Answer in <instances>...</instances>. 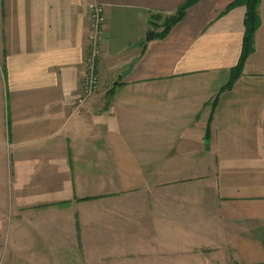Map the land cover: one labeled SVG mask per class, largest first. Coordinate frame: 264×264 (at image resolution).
<instances>
[{
    "label": "crops",
    "instance_id": "obj_1",
    "mask_svg": "<svg viewBox=\"0 0 264 264\" xmlns=\"http://www.w3.org/2000/svg\"><path fill=\"white\" fill-rule=\"evenodd\" d=\"M186 1L0 0V154L42 204L27 264H264V0L231 89L245 5L198 0L156 37ZM91 4L101 89L77 109Z\"/></svg>",
    "mask_w": 264,
    "mask_h": 264
},
{
    "label": "rangeland",
    "instance_id": "obj_2",
    "mask_svg": "<svg viewBox=\"0 0 264 264\" xmlns=\"http://www.w3.org/2000/svg\"><path fill=\"white\" fill-rule=\"evenodd\" d=\"M2 156L6 159L5 169ZM8 156L0 154V264H27L33 255L37 254L38 260L41 259L42 251L26 249L25 228L33 220L41 224L42 204L32 206L25 200H19L20 195L11 184Z\"/></svg>",
    "mask_w": 264,
    "mask_h": 264
},
{
    "label": "trees",
    "instance_id": "obj_3",
    "mask_svg": "<svg viewBox=\"0 0 264 264\" xmlns=\"http://www.w3.org/2000/svg\"><path fill=\"white\" fill-rule=\"evenodd\" d=\"M197 1L198 0H187L177 9L175 14L165 17L160 25L155 23V21L160 20L162 17L158 14H152L150 17V24L153 26V28L157 29L162 27V30L159 33L155 34L156 37H165L168 34L169 30L182 19L185 10L195 4ZM260 1L261 0H235L227 7L228 10L236 5L244 4L246 7V12L244 17L245 30L240 58L237 65L232 69L230 79L224 89H231L233 83L241 74V70L243 68L245 60L253 51L254 35L260 25V18L258 14V6L260 4ZM110 93L111 91H109V94Z\"/></svg>",
    "mask_w": 264,
    "mask_h": 264
},
{
    "label": "built area",
    "instance_id": "obj_4",
    "mask_svg": "<svg viewBox=\"0 0 264 264\" xmlns=\"http://www.w3.org/2000/svg\"><path fill=\"white\" fill-rule=\"evenodd\" d=\"M88 19L87 53L80 83L81 91L74 102L77 109L82 108L87 100L101 89V81L97 74V60L101 53L102 27L105 23L103 7L98 4H91L88 7Z\"/></svg>",
    "mask_w": 264,
    "mask_h": 264
},
{
    "label": "water",
    "instance_id": "obj_5",
    "mask_svg": "<svg viewBox=\"0 0 264 264\" xmlns=\"http://www.w3.org/2000/svg\"><path fill=\"white\" fill-rule=\"evenodd\" d=\"M153 38V32H150L149 34H148V36H147V40H150V39H152Z\"/></svg>",
    "mask_w": 264,
    "mask_h": 264
}]
</instances>
